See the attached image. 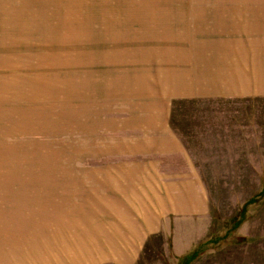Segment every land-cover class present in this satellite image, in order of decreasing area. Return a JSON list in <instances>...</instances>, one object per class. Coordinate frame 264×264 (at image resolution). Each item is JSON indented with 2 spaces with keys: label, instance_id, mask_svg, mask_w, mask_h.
I'll use <instances>...</instances> for the list:
<instances>
[{
  "label": "rangeland",
  "instance_id": "1",
  "mask_svg": "<svg viewBox=\"0 0 264 264\" xmlns=\"http://www.w3.org/2000/svg\"><path fill=\"white\" fill-rule=\"evenodd\" d=\"M263 1L0 0V264H181L197 248L188 264H264V95L175 97L149 70L188 52L197 27L210 34L192 41L212 40L231 13ZM161 120L187 158L155 162L191 170L206 216L165 209L162 230L146 235L141 222L103 216L117 197L144 195L129 191L131 164L149 162L141 125ZM86 203L105 213L76 218ZM117 244L131 250L123 262L109 259Z\"/></svg>",
  "mask_w": 264,
  "mask_h": 264
},
{
  "label": "crops",
  "instance_id": "2",
  "mask_svg": "<svg viewBox=\"0 0 264 264\" xmlns=\"http://www.w3.org/2000/svg\"><path fill=\"white\" fill-rule=\"evenodd\" d=\"M248 4H251L247 5L251 8L246 7V14L232 15L231 13L228 25L215 26L216 30L213 31V37L211 36L212 40L192 41L195 34L202 37H205V34H210L200 32L205 31L201 25L197 28L202 30L190 33L189 39L183 40L189 46L188 52L185 50L183 53L175 51L173 57H168L172 54L173 51H171L163 58L150 59L149 70L156 72L154 77L157 74L161 76L156 80L157 85L169 90L175 97L185 98L264 95V1ZM186 20L187 18H182L176 21L179 22V25H184L186 29H190L187 26H195V20L189 24ZM147 60L134 59V65L135 67L136 64H139L140 67L146 66ZM141 127L151 129V133H148L144 140L150 147L144 148L141 158L142 161H147L146 157H149L150 160L148 163L131 164L137 167L133 168L134 181L129 182V191L142 192L144 195L139 196L136 203H127L117 197L116 201H112L111 206L117 207L119 210L112 214L106 213L103 218L105 216L113 217L112 223L133 222L139 225L141 222L138 229L149 235L162 230L159 221L164 216L165 209L168 210V214L170 213L178 219L192 215H196L199 219L205 217L204 194L191 170L189 169V174L166 173L162 172L159 169V163L155 162L161 161L162 157L169 156V154L187 158L177 136L162 120L141 125ZM124 144L129 145L130 141ZM123 155L125 156V147L122 152L118 153V157L121 158ZM139 171L140 173H138ZM130 175L131 173L128 174V177ZM118 181L119 178L111 180L113 184ZM105 182L103 185L106 184ZM88 202H100V200L95 199ZM84 207L86 209L76 210L81 214L76 218H86V222H89L87 218H100L105 213V210H102V213L96 211L92 215L90 209L99 207L89 206L87 203ZM127 208H130L131 211L127 212ZM120 216H126L128 219L115 218ZM190 234L186 238L193 240L192 232ZM118 238L125 237H117V240ZM127 249L129 248L119 247L118 244L116 247H111L109 249L111 258L109 259L112 260L114 257L116 262H123ZM128 261L130 262L131 259Z\"/></svg>",
  "mask_w": 264,
  "mask_h": 264
},
{
  "label": "trees",
  "instance_id": "3",
  "mask_svg": "<svg viewBox=\"0 0 264 264\" xmlns=\"http://www.w3.org/2000/svg\"><path fill=\"white\" fill-rule=\"evenodd\" d=\"M233 227H236V221L234 222ZM197 249H198V248H197ZM197 249H195V250H197ZM195 250H194L193 252H191V253L188 255V256H190V257L184 259V260L181 262V264H188L189 261H191L192 259H194V258L196 257V254H195L196 252H195Z\"/></svg>",
  "mask_w": 264,
  "mask_h": 264
}]
</instances>
